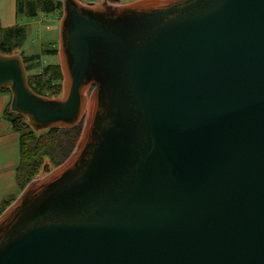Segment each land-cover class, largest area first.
Wrapping results in <instances>:
<instances>
[{
  "label": "water",
  "instance_id": "water-1",
  "mask_svg": "<svg viewBox=\"0 0 264 264\" xmlns=\"http://www.w3.org/2000/svg\"><path fill=\"white\" fill-rule=\"evenodd\" d=\"M62 93L0 90L75 148L0 215V264H264V0H60Z\"/></svg>",
  "mask_w": 264,
  "mask_h": 264
},
{
  "label": "trees",
  "instance_id": "trees-1",
  "mask_svg": "<svg viewBox=\"0 0 264 264\" xmlns=\"http://www.w3.org/2000/svg\"><path fill=\"white\" fill-rule=\"evenodd\" d=\"M15 2L17 16L24 15L33 18L39 13L49 15L62 12L60 0H15ZM24 41L25 34L22 26L0 30V53L4 55L20 53L31 90L40 96L59 97L62 93L63 82L60 66L48 65L43 68L41 74L28 76V72L34 67L31 62L35 61L38 56L26 57L23 55L21 46ZM48 54L57 55V49L48 52ZM0 93L9 96L7 89L0 90ZM3 117L10 128L19 136V164L16 170V193L1 203L0 215L15 201L17 195L34 180L39 172L41 161L43 158L52 157L58 149L61 139L66 137L74 141L79 137L82 130V122H80L75 127L68 129H48L45 136H40L37 134L39 132L33 131L28 126L26 118L10 111L9 101L6 104ZM63 162H60L57 167Z\"/></svg>",
  "mask_w": 264,
  "mask_h": 264
},
{
  "label": "crops",
  "instance_id": "crops-1",
  "mask_svg": "<svg viewBox=\"0 0 264 264\" xmlns=\"http://www.w3.org/2000/svg\"><path fill=\"white\" fill-rule=\"evenodd\" d=\"M54 16L52 20L45 18V14H37L35 17H27L24 15H16V2L15 0H0V30L13 28L15 26H22L24 28V34L26 39V33L33 24L48 22L50 25H46L47 28H53L56 24L55 16L56 13L49 14ZM27 19V21L23 20ZM35 19H39L35 21ZM42 19L44 21H42ZM34 20L35 22H30ZM59 22V21H58ZM47 31V30H44ZM41 39V37H39ZM57 46H52L51 49H43L42 44L40 45V54L37 53L38 59L49 55L48 52L56 50ZM53 55V54H50ZM35 56V54L26 55V57ZM37 59V60H38ZM37 61H32L31 64ZM53 65V64H51ZM36 68L38 75L42 73L44 67ZM10 97L6 94L0 93V205L3 201L8 199L11 195H14L17 190L16 186V170L19 164V136L14 132L9 124L5 121L3 114L7 102Z\"/></svg>",
  "mask_w": 264,
  "mask_h": 264
},
{
  "label": "rangeland",
  "instance_id": "rangeland-1",
  "mask_svg": "<svg viewBox=\"0 0 264 264\" xmlns=\"http://www.w3.org/2000/svg\"><path fill=\"white\" fill-rule=\"evenodd\" d=\"M83 4H97L100 2V0H78ZM135 0H120V4L124 5V4H128L131 3ZM62 16V12H57L56 16H55V21L56 24H54L53 28H47L46 25H50L48 22L50 20H52V18L54 16L52 15H47L45 16V18H48V22H44V23H37V24H33L31 26V29H29L26 33V39L23 43V45L21 46V52L23 53L24 56L29 55V54H35L38 55L37 53L40 54V45L42 44V48L43 49H51L52 46L54 45L57 46V51H58V45H59V22ZM23 20L27 21V19ZM39 19H35V21H38ZM34 20L30 21V22H35ZM42 21H44L42 19ZM59 21V22H58ZM47 30V31H44ZM39 37H41V39H39ZM20 54V53H19ZM39 56V55H38ZM38 59V57H37ZM35 60L37 62L33 63L34 67H46L48 65H58L59 66V58L58 55H45V57L40 58L38 60ZM32 68L29 72H28V76H32L36 73L35 70L36 68ZM10 97V95H9ZM10 101V100H9ZM81 125L83 126V122L81 123ZM60 132V131H58ZM40 136H45L47 134V131H41L39 133ZM70 135V134H68ZM78 138H76V140L72 141L71 139H67L66 137H63L60 141V144L58 146V149L56 150V152L52 155L51 158H43V160L40 163V169L39 172L37 174V176H35L34 180L40 179L43 176L46 175V173L54 170L57 165L60 162L65 161L70 154L72 153L73 149L76 146V143L78 141ZM20 194L17 195L16 199L19 197ZM15 199V200H16Z\"/></svg>",
  "mask_w": 264,
  "mask_h": 264
}]
</instances>
